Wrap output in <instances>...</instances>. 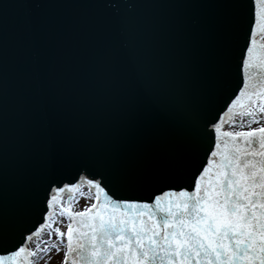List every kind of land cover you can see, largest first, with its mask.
Returning <instances> with one entry per match:
<instances>
[{"label":"water","instance_id":"obj_1","mask_svg":"<svg viewBox=\"0 0 264 264\" xmlns=\"http://www.w3.org/2000/svg\"><path fill=\"white\" fill-rule=\"evenodd\" d=\"M237 3L0 0V229L43 222L53 178L148 199L191 174L243 86Z\"/></svg>","mask_w":264,"mask_h":264},{"label":"snow or ice","instance_id":"obj_2","mask_svg":"<svg viewBox=\"0 0 264 264\" xmlns=\"http://www.w3.org/2000/svg\"><path fill=\"white\" fill-rule=\"evenodd\" d=\"M236 7L247 21L243 86L218 119L202 123L212 146L191 174L174 175V185L148 199L114 198L103 181L81 177L95 202L80 212L73 194L81 183L53 178L43 222L27 235L0 229V264H36L62 247V264H264V0ZM225 124L248 130H222Z\"/></svg>","mask_w":264,"mask_h":264},{"label":"rangeland","instance_id":"obj_3","mask_svg":"<svg viewBox=\"0 0 264 264\" xmlns=\"http://www.w3.org/2000/svg\"><path fill=\"white\" fill-rule=\"evenodd\" d=\"M245 123H246V121H245ZM251 126L252 127H258L259 125L253 124ZM227 130H232V131L244 130V131H247L248 128L245 127L243 129H240L239 127L230 128L229 126H227L226 131ZM82 193H83V195H81ZM73 195H74L73 211H76V212L83 211L84 207L90 206L91 203H93V199L94 198H93L92 193L88 189H86L84 187H81ZM53 211H54V214H55L56 212H58V208L54 207V210ZM54 218L57 219L58 221L60 219V218L56 217L55 215H54ZM65 224H66V221H65ZM55 226H61L62 227V230L66 232V227L63 226V225H61L59 222L56 225H54V227ZM48 231H49L48 228H45L43 230L41 236L44 239H47L46 233ZM41 236L35 237L34 240H33V242H32V244L30 245V247L34 246L35 243H38L40 241V239H41ZM52 242H54V240L53 241H49V243H52ZM63 251H64L63 247L61 248V252L59 254L56 253L55 251H53L50 254V256L45 255L44 256V259H38L36 261V264H45V262L47 260H49V259H50V264H62V262H63Z\"/></svg>","mask_w":264,"mask_h":264},{"label":"bare ground","instance_id":"obj_4","mask_svg":"<svg viewBox=\"0 0 264 264\" xmlns=\"http://www.w3.org/2000/svg\"><path fill=\"white\" fill-rule=\"evenodd\" d=\"M227 126H229V125L225 124V126H224V128H223L222 130H226ZM79 182L82 183V184H81V187H84V188H87V189H88L87 184H86V180H85V181H79ZM83 184H84V185H83ZM91 192L93 193V190H92ZM53 194H55V193H53ZM65 194H66V193H65ZM63 195H64V194H63ZM66 196H67V194L64 195L65 198H66ZM53 210H54V209H53Z\"/></svg>","mask_w":264,"mask_h":264}]
</instances>
